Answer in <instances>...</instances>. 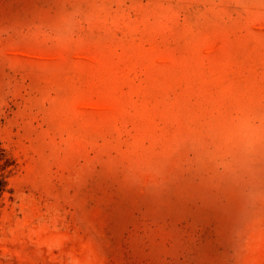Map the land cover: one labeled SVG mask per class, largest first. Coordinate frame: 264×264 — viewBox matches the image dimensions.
<instances>
[{
	"label": "rangeland",
	"instance_id": "374dc122",
	"mask_svg": "<svg viewBox=\"0 0 264 264\" xmlns=\"http://www.w3.org/2000/svg\"><path fill=\"white\" fill-rule=\"evenodd\" d=\"M0 144V264H264V0H0Z\"/></svg>",
	"mask_w": 264,
	"mask_h": 264
},
{
	"label": "trees",
	"instance_id": "16d2710c",
	"mask_svg": "<svg viewBox=\"0 0 264 264\" xmlns=\"http://www.w3.org/2000/svg\"><path fill=\"white\" fill-rule=\"evenodd\" d=\"M1 145V144H0ZM3 155H4V152H3V150L1 149V147H0V160H2V157H3ZM4 188L1 186L0 187V197L3 195V193H4Z\"/></svg>",
	"mask_w": 264,
	"mask_h": 264
}]
</instances>
